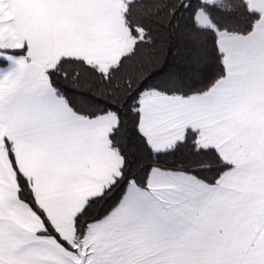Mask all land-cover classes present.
Wrapping results in <instances>:
<instances>
[{
  "label": "snow or ice",
  "instance_id": "6c2138e0",
  "mask_svg": "<svg viewBox=\"0 0 264 264\" xmlns=\"http://www.w3.org/2000/svg\"><path fill=\"white\" fill-rule=\"evenodd\" d=\"M0 264H264V0H0Z\"/></svg>",
  "mask_w": 264,
  "mask_h": 264
}]
</instances>
